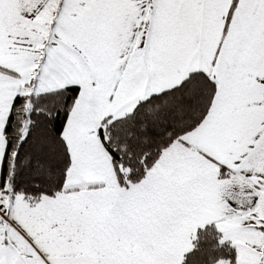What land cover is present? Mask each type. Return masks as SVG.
<instances>
[{"label":"snow or ice","instance_id":"6c2138e0","mask_svg":"<svg viewBox=\"0 0 264 264\" xmlns=\"http://www.w3.org/2000/svg\"><path fill=\"white\" fill-rule=\"evenodd\" d=\"M0 264H264V0H0Z\"/></svg>","mask_w":264,"mask_h":264}]
</instances>
